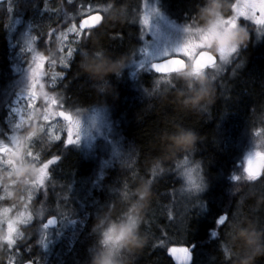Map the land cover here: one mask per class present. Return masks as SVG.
<instances>
[{
    "label": "snow or ice",
    "instance_id": "obj_1",
    "mask_svg": "<svg viewBox=\"0 0 264 264\" xmlns=\"http://www.w3.org/2000/svg\"><path fill=\"white\" fill-rule=\"evenodd\" d=\"M204 2L205 0H199V5ZM63 3L72 6L71 14L67 7H51L49 0H8L10 6L6 11L12 14V19L5 27L12 51L8 58L10 79L0 87V169H13L19 155L35 165L36 175L32 177L30 189L23 197L26 201L23 205L25 211L18 212L15 218H12L9 213L16 207L15 204L12 208L0 209V226L6 225V231L0 230V252L4 253V256L0 257V264H39L37 257L32 255V236L26 231V226H31L34 221L33 214L27 209L35 198L48 195L49 181L55 180L54 166L61 163L64 158L61 153L71 150V146H80L83 157L92 156L97 149L107 156L102 160L99 170L93 173L91 181H85L88 183L89 196L96 188H107L110 193L119 197L126 196L130 190L127 182L123 183L122 189L106 186L104 183L110 168L117 162L126 163L124 158L130 159L136 153L135 146L126 143L122 132L123 120L115 116L116 105L97 101L94 106H90V124L85 132L80 109L77 107L78 101L68 93L69 74L77 63L76 57L81 60L82 56L87 54L84 49L89 47L93 37L108 24L109 13L120 9L127 17V6H121L123 0H106L99 7L96 6V0H80L78 6L77 0H63ZM167 9V0H155L151 5L145 0L143 15L138 18L142 27L137 36V43L141 46L133 49L124 68L130 70L133 89L147 96L155 95L159 98L165 90L174 89L175 74L186 68L189 63L194 73L207 71L215 81L218 75L229 69L235 77L237 70L245 63L240 60L242 52L249 48L253 40L259 41L264 37V0H243V4L241 0L230 2L227 16L221 17L216 12L214 22L205 27H201L197 18L190 15L197 10L196 0H190L189 15L182 17L184 23L170 19ZM54 16L55 20L52 19ZM45 17L51 21L47 25V31H44ZM248 22H253L259 27L253 29ZM238 26H244L248 30V41L243 45L228 43L224 37ZM146 33L151 34L150 39H144ZM69 36L72 37L71 40ZM109 39L123 41L124 36L121 32L110 36ZM122 72L94 80L88 73L83 72L78 64L72 79H82L92 85H103L104 87L98 89V94L115 97L117 94L114 91L109 93L106 89L111 77H120ZM142 74H151L154 77L151 89L144 86ZM220 87L222 97L231 99L230 96L224 95L223 85ZM247 107L250 113L255 112V105ZM260 107L264 109V103ZM226 114L227 109L221 113V119ZM33 124L36 125V130L26 132V127L30 128ZM85 136L87 143L83 142ZM214 143L217 146L223 145L222 151L232 148L240 150L236 157V161L240 163L234 161V170L226 177L233 184V187L227 190L229 197L236 195L239 191L238 184L241 182H258L264 185V118L259 128L255 127L254 121L250 122L242 138L238 140L221 134L218 125ZM37 146L46 151H35ZM193 151L194 148L183 152L184 158L176 163V170L186 183V187L180 191L190 201H194L186 211L197 209L199 217L211 218L212 227L206 231L205 242L214 243L222 240V233L229 237L233 222H238L245 216L239 205L233 211L231 200L225 202L223 194L210 197L207 201L202 198V194L210 190V181L203 173L200 162L189 159V154ZM236 169L242 171L236 174ZM163 172L165 169L160 166V162H155L151 168L149 183L153 185L155 179ZM222 175V172L218 173L217 179ZM116 182L119 183V180ZM55 187L56 184L52 183L53 191ZM64 187L69 194L60 197L62 204L57 208L60 219L52 216L42 227L35 230L39 237L35 247L40 248L45 256L51 254V245L65 237L67 252H72L80 241L89 207L98 213L109 204H101L95 198L88 200L85 197L87 203L80 202V209L85 213L81 219L77 209H67V205L76 200L72 194L71 179ZM0 190L3 193L0 195V201L8 199L4 195L2 184ZM260 195L264 198V192ZM213 204L216 211H213ZM60 207L67 210L61 211ZM168 218L174 219L171 212ZM255 222L264 226V223ZM57 225L59 227L55 236L49 235L48 230ZM92 232L96 234L97 241L99 233L95 230ZM105 238L107 245L110 240L108 233H105ZM163 243L161 241L160 246ZM197 246L196 243H191L181 247L173 246L167 251L175 257L178 264H196L194 254ZM217 250L223 253V264H231L235 253L229 239L218 244ZM90 251L91 248L88 255ZM87 259L83 264H86ZM257 261L258 259L256 264ZM74 264H80V261L76 260Z\"/></svg>",
    "mask_w": 264,
    "mask_h": 264
},
{
    "label": "trees",
    "instance_id": "obj_2",
    "mask_svg": "<svg viewBox=\"0 0 264 264\" xmlns=\"http://www.w3.org/2000/svg\"><path fill=\"white\" fill-rule=\"evenodd\" d=\"M140 1L123 0L121 6H127L129 12L124 22L114 23L108 20L105 28L96 34L93 37V42L84 49L87 54L82 57L112 54L127 56L129 60L133 49L138 46L137 36L139 34L134 21L136 14H138ZM105 2L106 0H96V4L100 5ZM167 2L168 14L179 23H184L182 17L189 15L190 0H167ZM196 2L198 7L199 0ZM230 2H235V0H230ZM79 3L80 0H77V6ZM49 4L53 8L67 7L70 14L73 10L72 6L64 4L63 0H49ZM8 6H10L8 0L0 2V87L4 86L10 79L8 58L12 49L9 48L10 37L5 27L9 24L11 16V13L6 11ZM131 10L132 13H130ZM28 15L30 16L31 13L29 12ZM190 15L196 17L195 12ZM52 19L55 20L56 17L54 16ZM50 23L51 21L45 17L44 31L48 30L47 25ZM121 32L124 36L123 41L109 39L110 36ZM69 37L71 40L72 37ZM73 46L75 47V45ZM240 60L245 63L241 69L237 70L238 74L235 77L232 76L231 69L218 75L215 81V103L208 107L207 111L192 112L180 109L171 102V97L168 102H162L160 97L147 96L134 90L127 68L123 70L120 77L113 75L107 86L106 90L109 93L114 91L117 94L115 97L99 95L98 89L104 87L103 85H92L82 79H72L80 61V57H76L77 63L73 65V71L69 74V95L78 101L77 106L80 107L93 105L97 101L102 104L105 102L114 103L116 105L115 116L123 120L122 132L126 138V143H131L136 148V153L132 158H124L126 163L117 162L113 168L107 171L104 183L106 186L122 189L123 183L127 182L130 190L126 196L119 197L115 193H110L107 188H96L89 196L88 183L85 181H91L93 173L99 170L102 160L106 159L107 156L97 149L92 156L83 157L80 149L73 146H71V150L62 152L61 155L64 158L58 166H54L55 180L49 181L48 195L35 198L28 207V211L33 214L34 221L31 226H26V231L32 236L30 241L33 244L32 255L37 257L39 264H61V262L74 264L76 260L83 264L89 258L88 250L96 242V234L92 232L96 213L95 209L89 207V215L85 221L80 241L77 242L72 252H67L66 237L50 246L51 254L48 256H45L40 248L35 247L39 239L35 230L42 227L44 216L57 215V208L62 204L56 202L57 198L52 197L53 194L68 195L64 185L71 179L72 194L76 200L68 204L67 209H77L79 218L82 219L85 215L80 209L81 201L87 203L85 197L88 200L95 198L101 204L116 203L119 212L127 206L126 202L134 199V189L137 184L142 179L151 178V168L158 159L165 172L161 173L152 185V196L144 210L140 226V231L147 237V242L143 248L131 255V264H176L167 249L172 246H186L191 243L198 245L194 254L196 264H223L224 256L221 251L217 250V245L227 242L229 238L222 233L221 241L205 242L207 239L206 231L212 227L211 218L199 217L197 209L186 211V209L191 208L194 201H190L186 195L181 194L180 189L183 180L176 170V163L184 158V153L181 152L175 156L170 155L161 159L158 143L159 134L165 128L170 131L174 130V126L177 124L194 129L199 134V139L194 147L195 151L189 154V159L200 162L203 173L210 181V190L203 193L202 198L207 201L210 197L223 194L225 202L231 200L233 211L239 205L245 217L264 223V198L260 195L261 192H264V185L258 182H241L238 184L239 191L236 195L229 197L227 190L232 188L233 184L226 177L232 174L234 161L240 154V150L232 148L228 151H222L223 145L217 146L214 143L218 125L221 134L238 140L242 138L244 130L250 122L254 121L255 127L259 128L262 118H264V109L260 107L264 103V37L259 41L253 40L249 48L242 52ZM153 79L151 74H142V82L149 89L152 87ZM220 85H223L224 95L230 96L231 99L222 97ZM247 105H255V112L250 113ZM225 109H227V114L221 119V113ZM44 151L46 149H41V153ZM43 158L47 159V157ZM236 163H240V161H236ZM235 171L236 174H239L242 169ZM221 172L223 175L217 179L218 173ZM19 176L22 174H14L11 179ZM7 180L4 177L3 182L6 183ZM117 180L119 183L116 182ZM24 181L17 179L14 183L13 195L0 201V204L21 203L23 200L19 199L20 195L26 196V192L21 189ZM52 183L56 184L54 191L52 190ZM67 209L60 207L61 211ZM216 210V206L213 204V211ZM170 212L174 217L173 220L168 218ZM58 227L57 225L54 229L53 237ZM161 241L164 242L162 246H160ZM3 256L4 253L0 252V257ZM257 264H264V258H258Z\"/></svg>",
    "mask_w": 264,
    "mask_h": 264
},
{
    "label": "clouds",
    "instance_id": "obj_3",
    "mask_svg": "<svg viewBox=\"0 0 264 264\" xmlns=\"http://www.w3.org/2000/svg\"><path fill=\"white\" fill-rule=\"evenodd\" d=\"M229 4L230 0H205L203 4L198 5L195 16L200 26L205 27L213 23L216 12L221 17L227 16ZM125 19L120 9H114L108 15V20L114 23H123ZM224 39L228 43L243 45L249 39V32L244 26H238ZM127 60L128 57L124 55L101 54L82 57L79 64L81 70L92 78L102 79L110 74L122 72ZM175 81L174 89H167L161 94L162 102H168L171 97V102L180 109L192 112H201L215 103L216 85L209 72L194 73L189 63L186 68L175 74ZM198 139L199 134L194 129L179 124L175 125L172 131L163 129L158 137L161 159L193 149ZM21 167L23 175L17 179L26 182V178L31 177L33 165L29 161ZM134 193V199L126 202L127 206L123 210L118 212L116 203H109L96 213L92 230L97 231L99 235L91 246L86 264H131V255L143 248L147 237L141 233L140 226L144 210L152 196V184L148 179H142ZM105 233L110 236L107 245ZM228 238L235 253L231 264H256V260L264 256V226L258 225L254 220L242 217L240 221L233 222Z\"/></svg>",
    "mask_w": 264,
    "mask_h": 264
},
{
    "label": "rangeland",
    "instance_id": "obj_4",
    "mask_svg": "<svg viewBox=\"0 0 264 264\" xmlns=\"http://www.w3.org/2000/svg\"><path fill=\"white\" fill-rule=\"evenodd\" d=\"M144 3H145V0H141L140 2H139V7H138V14H136V17H135V21H134V18H133V21H134V24H136L135 26L138 28V34H140V29H141V25L139 24V20H138V18L140 17V16H142L143 15V12H144ZM148 3L151 5V4H154L155 3V0H148ZM241 4H243V0H241ZM96 6H102V5H100V4H96ZM133 11L131 10L130 11V13H132ZM169 15V14H168ZM257 15H259V12H257ZM169 17H170V19H172V20H175L174 18H172L170 15H169ZM11 19H12V14H11V16H10V20H9V23L11 22ZM176 21V20H175ZM177 23H179L178 21H176ZM250 25H252V27H253V29H255L256 27H259V26H256V25H254L253 24V22H248ZM255 34V33H254ZM151 38V34L150 33H146L145 34V36H144V39H150ZM69 40H70V37H69ZM137 45L138 46H136L135 48H139L141 45L140 44H138L137 43ZM134 48V49H135ZM129 70V69H128ZM129 74H130V70H129ZM95 104H93V105H90V106H94ZM90 106H87V107H80V106H77L79 109H80V114H81V116H82V120H83V122H84V129H85V132H87V130H88V127H89V124H90V119H89V117H90V112H89V107ZM75 114V113H74ZM30 129H31V131H30ZM36 130V125L35 124H33L32 125V127H30V128H27L26 127V132H32V131H35ZM99 139V138H98ZM83 142H85V143H87V136H85V139H84V141ZM73 147H75V148H79L80 149V146H73ZM41 149H44L43 147H41V146H37L36 148H35V151H37V152H41ZM26 162H29V160H26V159H22V158H20L19 157V155H17V162H16V164H15V166H14V168L13 169H11V170H9V169H0V184H2L3 186H4V195H6L7 197H9V196H12L13 195V191H14V183H15V181L17 180V178H12L11 179V177L14 175V174H16V175H18V173H20V174H22L23 175V170H22V165H24ZM31 162V161H30ZM32 163V162H31ZM32 165H33V167H32V174H31V177H29V178H26V182L24 181L23 183H22V186H21V189L23 190V191H25L26 192V194H27V192L29 191V189H30V181H31V179H32V177L33 176H35L36 175V171H35V165L32 163ZM16 169H18V170H16ZM3 170V171H2ZM4 177H6L8 180V182H6V183H4L3 181H4ZM182 185H181V189L182 188H185L186 187V183H185V181H184V179H183V177H182ZM180 189V190H181ZM181 192V191H180ZM179 192V193H180ZM3 193H2V190H0V195H2ZM182 195H185V194H183V193H181ZM23 197H25V195H20V198L19 199H22L23 200ZM52 197H56L57 198V200H56V202H58L59 204L60 203H62V200L60 199V197H62L60 194H56V195H54L53 194V196ZM24 203H26V201H22L21 203H13V204H15L16 205V207L15 208H12V206H13V204L12 205H9V204H0V209H3V208H12V211L9 213V216L10 217H12V218H15V216L17 215V213L18 212H20V211H25V209H24V207H23V205H24ZM57 205V204H56ZM27 211H28V209H27ZM57 215H58V217H59V214L57 213ZM48 216V215H47ZM45 217L46 216H44V218L42 219V224L44 223V219H45ZM59 219H60V217H59ZM42 226V225H41ZM56 228V227H55ZM55 228H50L49 230H48V232H49V235H51L52 236V234L55 232ZM0 230H2V231H6V225H2V226H0ZM173 247V246H172ZM175 247H181V246H175ZM172 258L174 259V261H175V263L176 264H178V261L175 259V257H173L172 256Z\"/></svg>",
    "mask_w": 264,
    "mask_h": 264
},
{
    "label": "water",
    "instance_id": "obj_5",
    "mask_svg": "<svg viewBox=\"0 0 264 264\" xmlns=\"http://www.w3.org/2000/svg\"><path fill=\"white\" fill-rule=\"evenodd\" d=\"M3 1H5V0H0V2H3ZM52 216H56L55 214H51V215H48L46 218H45V220H44V223H46L47 222V219H49V218H51ZM57 217V216H56ZM58 219V218H57ZM52 228V227H51Z\"/></svg>",
    "mask_w": 264,
    "mask_h": 264
}]
</instances>
